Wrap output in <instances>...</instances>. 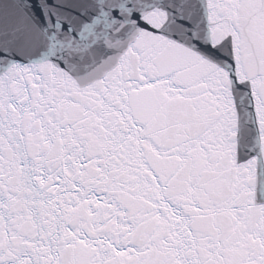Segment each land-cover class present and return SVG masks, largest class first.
<instances>
[{
  "label": "snow or ice",
  "instance_id": "obj_1",
  "mask_svg": "<svg viewBox=\"0 0 264 264\" xmlns=\"http://www.w3.org/2000/svg\"><path fill=\"white\" fill-rule=\"evenodd\" d=\"M0 264H264V0H0Z\"/></svg>",
  "mask_w": 264,
  "mask_h": 264
}]
</instances>
